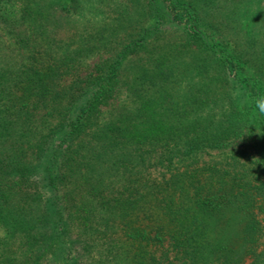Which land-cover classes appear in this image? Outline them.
Returning <instances> with one entry per match:
<instances>
[{"label":"trees","instance_id":"1","mask_svg":"<svg viewBox=\"0 0 264 264\" xmlns=\"http://www.w3.org/2000/svg\"><path fill=\"white\" fill-rule=\"evenodd\" d=\"M264 0H0V264H264Z\"/></svg>","mask_w":264,"mask_h":264},{"label":"rangeland","instance_id":"2","mask_svg":"<svg viewBox=\"0 0 264 264\" xmlns=\"http://www.w3.org/2000/svg\"><path fill=\"white\" fill-rule=\"evenodd\" d=\"M15 2H17V0H14Z\"/></svg>","mask_w":264,"mask_h":264},{"label":"clouds","instance_id":"3","mask_svg":"<svg viewBox=\"0 0 264 264\" xmlns=\"http://www.w3.org/2000/svg\"><path fill=\"white\" fill-rule=\"evenodd\" d=\"M262 111H264V109H262Z\"/></svg>","mask_w":264,"mask_h":264}]
</instances>
